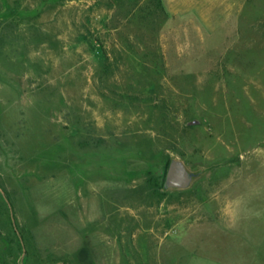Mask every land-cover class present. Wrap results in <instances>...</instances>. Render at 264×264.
Here are the masks:
<instances>
[{
    "label": "rangeland",
    "instance_id": "obj_1",
    "mask_svg": "<svg viewBox=\"0 0 264 264\" xmlns=\"http://www.w3.org/2000/svg\"><path fill=\"white\" fill-rule=\"evenodd\" d=\"M0 264H264V0H0Z\"/></svg>",
    "mask_w": 264,
    "mask_h": 264
},
{
    "label": "water",
    "instance_id": "obj_2",
    "mask_svg": "<svg viewBox=\"0 0 264 264\" xmlns=\"http://www.w3.org/2000/svg\"><path fill=\"white\" fill-rule=\"evenodd\" d=\"M191 179L181 161H171L165 174V187H185Z\"/></svg>",
    "mask_w": 264,
    "mask_h": 264
}]
</instances>
